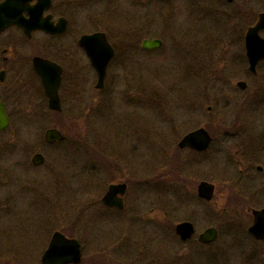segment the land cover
Instances as JSON below:
<instances>
[{
    "label": "rangeland",
    "instance_id": "374dc122",
    "mask_svg": "<svg viewBox=\"0 0 264 264\" xmlns=\"http://www.w3.org/2000/svg\"><path fill=\"white\" fill-rule=\"evenodd\" d=\"M218 1L74 3L75 38L105 31L116 55L101 90L90 67L88 110L66 114L67 120L27 113L35 122L27 118L24 127L0 133V264H39L54 231L78 239L84 264H242V247L232 241L242 238L240 226L231 235L225 220L245 216L241 206L231 210L238 200L229 199V184L237 175L229 161L233 166V133L243 123L264 136V127L249 123L241 107L247 111L264 101L250 94L251 87L244 94L221 91L222 80L234 87L244 79L234 60L243 57V44L233 43L232 33L245 30L252 17L235 16L238 2L221 14ZM251 7L260 10L257 2ZM145 38L161 45L143 50ZM259 72L264 75V63ZM234 122L238 129L231 128ZM206 125L218 148L216 175L198 172L182 150L181 169L165 176L178 140ZM49 127L65 139L46 143ZM17 139L23 146L1 148ZM35 153L43 156L41 165H31ZM205 178L215 185L207 203L196 196ZM120 182L127 185L124 209L104 207L100 197L107 186ZM186 220L196 236L215 227L217 240L205 247L196 236L181 242L174 228Z\"/></svg>",
    "mask_w": 264,
    "mask_h": 264
},
{
    "label": "flooded vegetation",
    "instance_id": "af4514ba",
    "mask_svg": "<svg viewBox=\"0 0 264 264\" xmlns=\"http://www.w3.org/2000/svg\"><path fill=\"white\" fill-rule=\"evenodd\" d=\"M2 1L0 0V2ZM88 1L91 0H50L47 8H44L39 15V24H37L40 25L39 28L25 31L20 26L11 25L0 29V103L2 104L3 113L8 122L6 129L0 131V133L9 130L11 127L17 129L24 127L28 118L26 117L27 113L35 114L38 112H46L47 115L58 117L61 120H67L68 116L66 117V114L70 115L75 110H88L86 104H88L89 99L88 85L91 66L83 48L80 46V38L87 34L103 33L107 43L114 51L111 61L116 55V47L105 31L99 29L87 30L75 38V32L73 31L74 3H83V5H86ZM103 1L109 3L111 0ZM36 2V0L31 1L28 6H33ZM235 2H238L235 16H241L245 19L247 16L252 17V22L247 23L248 25L245 30L238 28L236 31L233 30L232 33L235 35L232 42L237 44L242 43L244 48L246 32L256 24L259 15L264 13V0H230L229 2L225 0V3L219 0L217 2L219 9L217 10L222 14L227 8V5L230 7ZM252 2H257L260 10L252 9ZM22 16L27 19L29 17L28 11L24 10ZM229 17L231 15H228ZM263 34L264 31H258L260 38H264ZM143 40L147 39L145 38ZM36 58L47 60L56 66L54 67V74H59L57 88L59 109H54L50 106V100L45 92L41 78L33 66ZM234 60L238 64L239 70L244 74V79L237 80L234 87L225 79L222 80L224 83L221 86V91L223 89L225 93L232 91V93L244 94L251 87L250 94L253 96L260 95L264 101V75L259 72L260 66L264 61L257 65L255 73H251L248 68L245 52L243 57L241 55L239 59L237 57ZM239 81L244 82L243 89L238 87L237 83ZM241 107L249 123L258 124L257 126L260 129L264 127V105L247 107V111L245 107ZM29 119L35 122L36 118L30 117ZM252 119H258L259 122H253ZM203 128L210 136L207 147L201 151L188 147L179 148L178 142L180 138L177 142V153L173 155L171 164L168 157L167 162L169 161V164L166 166L165 176L172 175L173 172H176L174 171L176 169H181L182 157L179 153L182 150H187V155H189L187 159H193L195 165L199 166L198 172L205 171L210 177L216 175L218 148L214 143V135L208 131V126L206 125ZM231 128L238 129L237 123H231ZM233 135L235 140V149L233 152L234 161L232 160L233 166L230 161V164H228L232 169H236L237 176L229 184L230 192L228 193L229 199L232 198L235 201L241 200L236 203L231 201V210L233 209L232 211H234L241 206L240 208H243L245 216L242 219L239 217L225 219L228 226L227 230L229 232L231 231L230 234L232 235L235 227L240 226L242 238L232 241L239 248L242 247V264H264V221L256 234L251 231L254 223L253 211L264 209V136L261 132H255L253 127H246L244 123L242 124L240 132L233 133ZM15 141L10 143L4 142L1 148L8 151L10 147L14 149L16 143L23 146L21 139ZM21 146L18 147V151L22 150ZM17 156L18 161L16 160L15 164L20 165L22 155L19 153ZM31 161L32 159H30ZM31 165L35 166L32 162ZM202 181L213 184L211 179L208 180L206 178L200 180L198 184ZM198 184L196 185V190ZM234 197H237V199ZM198 199L206 203L212 200L206 201L202 198ZM192 224L194 234L189 240L183 243L191 241L196 236V226L193 222ZM210 227L214 228L217 232L215 240L209 243L199 242V236ZM203 231L197 234L195 237L196 241L204 247L205 245H212L217 240L218 230L213 226H209ZM234 243L232 247L235 248ZM228 248L231 249L230 246Z\"/></svg>",
    "mask_w": 264,
    "mask_h": 264
},
{
    "label": "water",
    "instance_id": "95a60500",
    "mask_svg": "<svg viewBox=\"0 0 264 264\" xmlns=\"http://www.w3.org/2000/svg\"><path fill=\"white\" fill-rule=\"evenodd\" d=\"M34 0H3L0 2V29L17 25L25 31L39 28V15L47 8L50 0H36L33 6L28 4ZM230 1V0H228ZM27 10L29 17L23 18L22 12ZM26 28H28L26 30ZM264 30V13L260 14L255 26L249 28L245 36V52L251 72H255V68L259 62L264 60V38L258 36V31ZM79 43L89 58L90 65L97 73L96 88H102L106 67L113 56V49L107 43L103 33H93L83 35ZM160 40H144L142 47L145 49H153L159 47ZM36 73L40 76L41 82L46 94L50 100V106L59 109L57 88L59 84V74H54L53 63L36 58L33 63ZM238 85L244 88V83L239 82ZM8 126L0 103V130H4ZM63 136L56 129H48L44 134L45 141L52 143L61 140ZM210 137L203 128H198L187 133L179 142V147H190L195 150H203L209 143ZM42 156L35 154L32 162L35 165L42 163ZM126 191L125 183L110 184L101 197V203L107 207L122 210L124 208L123 196ZM198 196L209 200L213 193V185L207 182H201L197 188ZM254 224L251 227L253 233H257L264 221V210L254 211ZM175 233L183 241L189 239L194 233L193 225L190 222L178 223L175 227ZM217 232L213 228L206 229L198 238L200 242L209 243L215 240ZM80 243L75 238L65 236L60 231H55L44 250L40 264H82L81 263Z\"/></svg>",
    "mask_w": 264,
    "mask_h": 264
},
{
    "label": "trees",
    "instance_id": "16d2710c",
    "mask_svg": "<svg viewBox=\"0 0 264 264\" xmlns=\"http://www.w3.org/2000/svg\"><path fill=\"white\" fill-rule=\"evenodd\" d=\"M148 264H150V263H148Z\"/></svg>",
    "mask_w": 264,
    "mask_h": 264
}]
</instances>
